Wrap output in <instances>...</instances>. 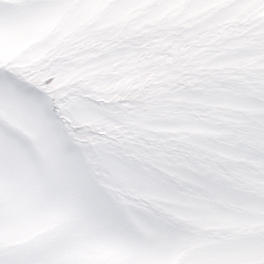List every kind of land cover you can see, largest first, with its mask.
<instances>
[{"label":"snow or ice","instance_id":"1","mask_svg":"<svg viewBox=\"0 0 264 264\" xmlns=\"http://www.w3.org/2000/svg\"><path fill=\"white\" fill-rule=\"evenodd\" d=\"M0 264H264V0H0Z\"/></svg>","mask_w":264,"mask_h":264}]
</instances>
